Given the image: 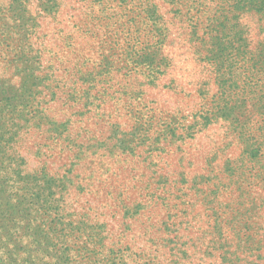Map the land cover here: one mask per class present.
<instances>
[{
	"label": "rangeland",
	"instance_id": "rangeland-1",
	"mask_svg": "<svg viewBox=\"0 0 264 264\" xmlns=\"http://www.w3.org/2000/svg\"><path fill=\"white\" fill-rule=\"evenodd\" d=\"M0 232V264H264V0H0Z\"/></svg>",
	"mask_w": 264,
	"mask_h": 264
},
{
	"label": "trees",
	"instance_id": "trees-1",
	"mask_svg": "<svg viewBox=\"0 0 264 264\" xmlns=\"http://www.w3.org/2000/svg\"><path fill=\"white\" fill-rule=\"evenodd\" d=\"M0 235H1V232H0ZM0 241H3L1 238H0ZM3 243H5V244H9V241L5 238L4 239V241H3ZM9 247V246H8ZM1 248V247H0ZM4 255L6 254L5 252L3 253ZM7 258H9L8 256H6ZM7 262H11V260H8ZM27 262V261H26ZM11 263H15V261L14 262H11ZM36 263V262H35ZM23 264H25V263H23ZM28 264H31V263H28Z\"/></svg>",
	"mask_w": 264,
	"mask_h": 264
}]
</instances>
